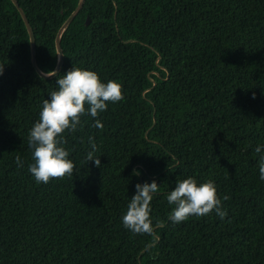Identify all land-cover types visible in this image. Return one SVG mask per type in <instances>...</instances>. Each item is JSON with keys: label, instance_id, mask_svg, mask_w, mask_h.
Returning <instances> with one entry per match:
<instances>
[{"label": "trees", "instance_id": "16d2710c", "mask_svg": "<svg viewBox=\"0 0 264 264\" xmlns=\"http://www.w3.org/2000/svg\"><path fill=\"white\" fill-rule=\"evenodd\" d=\"M17 2L48 76L79 0ZM60 47V71L41 76L18 8L0 0V264H264V0H84ZM73 66L118 82L123 99L99 114L102 130L86 114L64 132L73 177L37 183L29 131ZM189 176L215 182L223 220L171 222L167 194ZM153 180L154 233L133 234L122 216Z\"/></svg>", "mask_w": 264, "mask_h": 264}, {"label": "clouds", "instance_id": "9594fccd", "mask_svg": "<svg viewBox=\"0 0 264 264\" xmlns=\"http://www.w3.org/2000/svg\"><path fill=\"white\" fill-rule=\"evenodd\" d=\"M3 67H0L2 74ZM48 76L54 73H47ZM57 90L43 100L39 119L33 124L28 135V146L32 149L34 163L28 170L37 183L47 184L52 179H63L74 176L75 165L69 159L70 152L64 146L67 141L64 132L75 133L81 125V116L90 115L97 118L107 110L108 103H117L123 99L122 86L116 81L104 83L95 71L80 67H72L66 74L58 76ZM253 98L255 96L253 95ZM87 105V108L85 107ZM93 127L103 129L100 119H96ZM91 150L86 154V161H94L101 166L99 151L95 140L90 137ZM264 145H258L256 153H261ZM19 166H23L20 157H16ZM134 171L133 175H139ZM259 178L264 180V155L259 158ZM136 193L127 205L126 214L122 216L123 226L133 234L153 235L151 201L158 193L159 185L155 180L151 183L136 184ZM167 202L173 205L169 214L172 223L186 221L191 216L203 217L213 211L223 220L227 212L222 207V200L217 195V187L211 179L198 183L189 176L176 182L175 187L167 194ZM230 197L225 195L223 200Z\"/></svg>", "mask_w": 264, "mask_h": 264}, {"label": "water", "instance_id": "95a60500", "mask_svg": "<svg viewBox=\"0 0 264 264\" xmlns=\"http://www.w3.org/2000/svg\"><path fill=\"white\" fill-rule=\"evenodd\" d=\"M13 4L18 8L24 22H25V25L27 27V30H28V33H29V37H30V41H31V58H32V64L35 68V70L43 77H47V78H52L54 76H56L58 74V72L60 71V67H61V64H62V58H63V54H62V50H61V47H60V35L62 33V31L68 26V24L75 18V16L78 14V12L80 11L83 3H84V0H79V3L75 9V11L68 17V19L66 20V22L63 24V26L61 27V29L59 30L58 32V35L56 37V47H57V50H58V53H59V62H58V65H57V68L54 72V75L52 76H46L44 74H42L38 67H37V64H36V61H35V43H34V39H33V35H32V32H31V28L29 26V23L22 11V9L19 7L18 5V2L17 0H12Z\"/></svg>", "mask_w": 264, "mask_h": 264}]
</instances>
